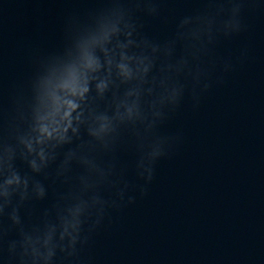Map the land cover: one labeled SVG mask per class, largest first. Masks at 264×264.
<instances>
[{"label":"water","instance_id":"obj_1","mask_svg":"<svg viewBox=\"0 0 264 264\" xmlns=\"http://www.w3.org/2000/svg\"><path fill=\"white\" fill-rule=\"evenodd\" d=\"M0 264H264V0H0Z\"/></svg>","mask_w":264,"mask_h":264}]
</instances>
